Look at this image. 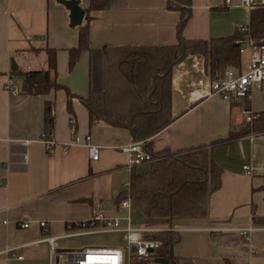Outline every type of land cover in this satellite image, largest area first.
Masks as SVG:
<instances>
[{
	"label": "crops",
	"instance_id": "crops-1",
	"mask_svg": "<svg viewBox=\"0 0 264 264\" xmlns=\"http://www.w3.org/2000/svg\"><path fill=\"white\" fill-rule=\"evenodd\" d=\"M79 1L84 10L88 8L89 0ZM114 1L111 8L89 12L90 48L177 43L180 16L166 7L167 0ZM231 2L227 6L225 0H192L183 36L195 40L234 34L248 23L250 10L238 0ZM69 22V10L56 0H0V264H48V246L39 242L47 234L61 236L69 223L86 220L97 210L107 216L127 215L119 209L117 196L128 188L133 170L149 168V163L128 167V155L118 150L119 145L133 142L127 129L89 124L88 111L79 99L88 92L89 53L83 51L75 66L68 68V48L78 41V27ZM47 48L57 51V82L75 95L72 112L63 88L25 94L20 74L13 75L20 89L17 94L2 87L13 63L19 72L46 70ZM248 55L241 56L240 69ZM194 63L203 66L200 57L189 56L173 68L174 120L146 140L155 152L205 145L220 169V186L208 197L207 215L171 221V231L179 235L173 254L179 264H264V133L219 141L243 126L245 109L256 116L264 112V83L248 99L236 102L219 96L192 100L188 91L201 76ZM47 102L52 103L49 131L57 142L52 152L40 141ZM71 118L80 140L90 135L99 146L98 160L89 158L83 143L63 149L72 138ZM244 165L250 166L251 174ZM129 215L134 225H145L142 211L132 201ZM23 220L31 222L28 228L17 226ZM39 220L47 222L46 231ZM249 225L255 227L249 237L240 234L239 229ZM65 239L58 240L61 249H69L61 245ZM5 249H12L11 254ZM152 258L125 264H161Z\"/></svg>",
	"mask_w": 264,
	"mask_h": 264
},
{
	"label": "trees",
	"instance_id": "trees-1",
	"mask_svg": "<svg viewBox=\"0 0 264 264\" xmlns=\"http://www.w3.org/2000/svg\"><path fill=\"white\" fill-rule=\"evenodd\" d=\"M114 0H89L85 21L78 27L77 45L68 48V68L71 70L83 51L89 53L88 92L79 99L88 111L89 124L103 122L125 128L133 141L147 140L168 126L171 116V77L173 68L189 56L203 61L210 78L221 77L227 67L240 69L241 54L234 34L209 39L189 40L183 28L191 16L192 0H167L166 7L179 12L177 43L169 46H124L92 49L89 46V12L113 7ZM248 36L264 43V5L249 12ZM48 68L27 72L11 71L23 77L21 91L29 95L47 94L65 89L67 109L72 112L73 95L56 79V49H46ZM52 103L44 110V130L52 128ZM249 133H264V112L231 129L228 141ZM144 148L154 160L146 171L133 170L128 188L117 196V202L129 197L144 215L146 226H167L176 218L205 217L208 197L220 186V169L215 164L210 148L205 145L175 152L168 149L155 152L150 143ZM161 242L155 257L166 259L165 264H179L173 246L179 240L175 231L161 230L147 235ZM136 261V260H135Z\"/></svg>",
	"mask_w": 264,
	"mask_h": 264
},
{
	"label": "built area",
	"instance_id": "built-area-1",
	"mask_svg": "<svg viewBox=\"0 0 264 264\" xmlns=\"http://www.w3.org/2000/svg\"><path fill=\"white\" fill-rule=\"evenodd\" d=\"M231 0H225L227 6L231 5ZM238 4L248 10L264 5V0H238ZM237 32L241 35L236 43L239 46V53L242 55L248 52L246 65L242 69L227 67L221 77L210 78L206 75L204 67L197 63L193 66L201 76L193 82L194 86L188 91V97L192 100L219 96L229 101H239L248 99L254 90L262 88L264 83V43L255 42L248 36V25H240ZM191 86V85H190ZM4 91L9 94H17L20 89L11 73L7 74L2 85ZM245 120L251 122L256 115L250 110L243 111ZM72 138L63 145V149L72 145L83 143L89 153L92 161L98 160L100 148L91 141L90 135H86L82 142L76 135V124L73 118L69 122ZM40 141L43 143L47 152H52L57 142L50 131H43L40 135ZM146 140L133 141L124 145H119L118 150L128 155V167H133L141 163H150L154 160L151 152L147 151ZM247 174H251L249 165L243 166ZM120 210L128 212L125 216H107L102 211L97 210L90 218L83 221L69 223L66 226V232L61 236L47 234L39 240L45 242L48 246V264H125L133 261H152L154 253L161 246V242L149 238L147 235L161 230H172V227L165 226L156 228L153 226H136L131 222L129 209L131 199L129 197L118 201ZM39 227L44 231L48 225L45 220L37 221ZM17 226L25 229L31 224L29 220L16 222ZM255 229L253 225L240 228L239 232L245 237ZM98 233H119L122 236L124 244L122 246H97L84 247L80 250L61 249L59 239L75 236L98 234ZM134 248V250H132ZM6 254H11L12 249H5ZM13 255V253H12ZM21 259L22 256H17Z\"/></svg>",
	"mask_w": 264,
	"mask_h": 264
},
{
	"label": "rangeland",
	"instance_id": "rangeland-1",
	"mask_svg": "<svg viewBox=\"0 0 264 264\" xmlns=\"http://www.w3.org/2000/svg\"><path fill=\"white\" fill-rule=\"evenodd\" d=\"M243 56V54H242ZM237 107V106H234ZM160 228L163 226H154ZM124 241L119 233H98L66 238L61 241V245L69 249L78 247H97V246H122Z\"/></svg>",
	"mask_w": 264,
	"mask_h": 264
},
{
	"label": "water",
	"instance_id": "water-1",
	"mask_svg": "<svg viewBox=\"0 0 264 264\" xmlns=\"http://www.w3.org/2000/svg\"><path fill=\"white\" fill-rule=\"evenodd\" d=\"M57 2L63 4L68 10H69V23L71 27H77L82 24L85 10L80 5L79 0H56ZM17 69V66L13 63L11 66V70L15 71ZM169 227H172V223H169ZM134 250V248H132ZM154 262L165 264L166 259L155 257Z\"/></svg>",
	"mask_w": 264,
	"mask_h": 264
}]
</instances>
